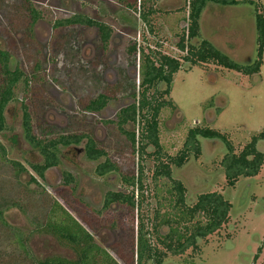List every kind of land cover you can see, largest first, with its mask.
<instances>
[{"label": "rangeland", "instance_id": "374dc122", "mask_svg": "<svg viewBox=\"0 0 264 264\" xmlns=\"http://www.w3.org/2000/svg\"><path fill=\"white\" fill-rule=\"evenodd\" d=\"M189 1L30 0L40 13L39 20L32 25L29 3L0 0V50L9 52L11 70L25 71L31 81L27 94L22 91V84L15 89V99L5 111L6 130L0 134L7 158L19 162L29 172L19 175L0 159V210L9 225L28 236L27 249H20L14 244V236L0 227V243H4L0 264H36L35 261L53 256H73L53 237L33 231L44 222L54 200L75 216L76 210L85 209L98 218L101 222H97L92 234L119 264L130 263L140 216L152 219L158 209L161 214L175 213L164 201L171 198L165 179L157 183L152 179L155 149L149 146L142 153L139 145L134 148L117 126L120 112L134 104L141 92L139 51L160 52L182 64L174 76L170 96L164 98L173 107L164 108L159 117L160 144L165 155L177 156L189 130L196 127H209L223 134L236 154L242 152L253 136L264 131V52L260 73L251 77L213 63L192 66L184 62L186 53L178 45L187 27ZM258 1L264 6V0ZM148 12H152L149 23L142 18ZM74 16L109 27L112 34L107 47L96 28L54 27L55 22ZM201 28L198 45L203 39L211 41L243 66L258 59L254 6L210 5ZM134 46L136 53L131 51ZM165 89L164 83L158 87L159 92ZM100 95L108 98L106 107L100 113H89L86 106ZM22 101L29 107L39 138L88 134L119 167V173L99 177L96 167L105 159L88 161L82 144L77 150L61 148L60 166L49 170L44 180L35 177L30 165L41 164L43 159L25 141ZM125 129L141 133V128L133 124ZM200 143L198 157L191 154L182 168L172 167L173 179L185 185L189 206L202 193L223 194L232 204L230 222L207 240H198L197 250L168 256L163 264H264V165L258 176L241 177L233 188L229 187L221 167L227 154L225 145L205 139H200ZM257 147L264 153V141ZM141 165L147 189L139 212L117 204L104 209L108 192H129L124 177L138 175ZM64 172L72 174L76 181L70 186L74 188L72 204L76 210L72 204L68 207L57 191L65 187ZM32 176L39 185L31 181ZM167 233V228L160 229L161 236ZM155 237L152 241L162 250ZM257 254L259 257L254 261Z\"/></svg>", "mask_w": 264, "mask_h": 264}, {"label": "trees", "instance_id": "16d2710c", "mask_svg": "<svg viewBox=\"0 0 264 264\" xmlns=\"http://www.w3.org/2000/svg\"><path fill=\"white\" fill-rule=\"evenodd\" d=\"M24 1L29 3V0ZM244 3L255 7L256 35L259 44L258 59L250 66L236 63L211 41L203 39L199 45L196 41L201 38L203 15L208 6L235 7ZM188 6L190 10L187 27L183 30L178 45L180 51L186 53L182 58L184 62L190 63L192 66L213 63L249 77L260 73L264 52V6L258 0H190ZM30 13L32 25H34L40 14L33 9L31 4ZM150 15H152V12L143 14L142 18L149 23ZM77 25L97 28L104 47H107L112 32L109 27L102 23L83 16H74L54 23L56 29ZM193 42L195 44H192ZM131 51L136 53V47H132ZM139 52L141 55L139 71L141 92L134 104L120 112L117 126L134 148L139 145L138 148L142 153L145 152L147 147L153 146L155 151L152 155L156 159V165L152 179L156 183L161 179H165L166 192L171 198H165L164 201L169 203L175 213L161 214L160 209H158L152 219L146 218L145 220L143 216H140L133 254L129 264H147L149 261H152L153 264H163L168 256H180L188 250H197L198 240H207L228 225L232 210V204L224 198L223 194L216 191L198 195L195 204L189 206L186 200L187 189L181 181L173 179L172 167L182 168L188 162L191 154L198 157L201 151L200 139L220 141L227 149V154L221 160V167L224 170L227 185L233 188L241 177L251 178L260 174L264 165V153L260 152L257 146L260 141H264V131L253 136L252 141L242 152L236 154L232 144L223 134L209 127H196L189 130L183 150L177 156L165 155L160 144L159 117L164 108L173 107L172 103L164 100V98L170 96L174 76L181 70L182 64L180 60L162 55L160 52L149 54H145L144 51ZM9 64L10 54L0 50V75L2 77V82H0V134L6 130L4 112L6 107L15 99L17 86L20 87L22 84V91L26 94L31 90V81L26 72L19 68L11 70ZM161 83L166 85V89L159 92L158 87ZM152 91L153 94H150ZM21 103L25 141L43 159L41 164L30 165L31 171L36 175L35 177L44 180L49 170L60 166L61 148H74L77 150V147L82 144H84V153L87 160L98 162L102 158L105 159L96 168L99 177L102 178L110 173H119V167L111 162L108 154L100 149L96 141L88 134L62 135L50 140L39 138L33 127V119L28 105L24 101ZM107 103L108 98L100 95L86 106V110L89 113L97 114L106 107ZM129 124L141 128V133L137 135L136 131H127L125 126ZM0 159L5 163H9L19 175L29 173L22 164L7 158L6 150L1 142ZM35 177L32 176L31 181L39 185ZM63 180L65 187L62 188V186L57 191L58 194L62 195L61 197L64 196L62 198L64 203L71 207L74 188H70V186L74 185L76 181L73 175L68 172L63 173ZM124 181L129 192L127 194L108 192L105 196L103 208L109 209L112 205L117 204L139 212L147 189L144 185L142 165L139 168L138 175L124 177ZM156 197H159V194ZM76 203L84 207L82 202L77 200ZM72 207L76 210L73 204ZM75 212L77 216L70 213L57 200H54L44 222L37 224L33 230L53 237L73 256H53L35 261V263L119 264L117 259L96 242L92 234L98 226L97 222L101 221L98 218L95 219L85 209L82 211L76 210ZM0 227L6 230V233L10 232L9 234L15 238H13L14 244L26 251L28 236L15 230L7 223L3 210H0ZM161 228H167L168 233L161 236ZM2 235H5V231ZM153 236H156L155 239L162 246V250L152 241ZM2 246L4 247V243H0V250ZM27 255L30 256L29 251H27ZM258 257L257 254L254 261H257Z\"/></svg>", "mask_w": 264, "mask_h": 264}, {"label": "flooded vegetation", "instance_id": "af4514ba", "mask_svg": "<svg viewBox=\"0 0 264 264\" xmlns=\"http://www.w3.org/2000/svg\"><path fill=\"white\" fill-rule=\"evenodd\" d=\"M29 4H31V2H30V0H29ZM31 6H32V4H31ZM33 7V6H32ZM33 9H35L34 7H33ZM36 10V9H35ZM38 11V10H37ZM39 12V11H38ZM40 14V13H39ZM40 18V17H39ZM39 20V19H38ZM37 20V21H38ZM92 20V19H91ZM97 22V21H96ZM37 23V22H36ZM35 23V24H36ZM34 24V25H35ZM89 28H95V27H89ZM97 29V28H96ZM98 30V29H97ZM112 32V31H111ZM112 34V33H111ZM111 39V38H110ZM1 51H3V52H7V51H5V50H1ZM7 53H9V52H7ZM10 61H11V57H10ZM9 66H10V64H9ZM17 69V68H16ZM19 87V85L17 86V88ZM16 88V89H17ZM7 108V107H6ZM5 111H6V109H5ZM4 118H5V112H4ZM5 127H6V123H5ZM22 129H23V114H22ZM23 135H24V130H23ZM83 151H84V148H83ZM84 155H85V153H84ZM86 157V156H85ZM89 161V160H88ZM90 162H92V161H90ZM94 163V162H93ZM97 168V167H96ZM111 174V173H110ZM110 174H108V175H110ZM107 175V176H108ZM74 177V176H73ZM104 177H106V176H104Z\"/></svg>", "mask_w": 264, "mask_h": 264}]
</instances>
